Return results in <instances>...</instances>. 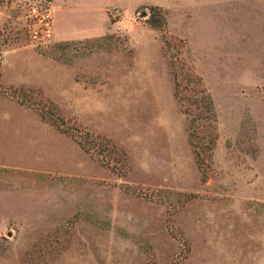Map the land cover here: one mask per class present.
Returning <instances> with one entry per match:
<instances>
[{
  "label": "rangeland",
  "instance_id": "obj_1",
  "mask_svg": "<svg viewBox=\"0 0 264 264\" xmlns=\"http://www.w3.org/2000/svg\"><path fill=\"white\" fill-rule=\"evenodd\" d=\"M0 264H264V0H0Z\"/></svg>",
  "mask_w": 264,
  "mask_h": 264
},
{
  "label": "trees",
  "instance_id": "obj_2",
  "mask_svg": "<svg viewBox=\"0 0 264 264\" xmlns=\"http://www.w3.org/2000/svg\"><path fill=\"white\" fill-rule=\"evenodd\" d=\"M148 25L153 29H158L163 23L162 13L157 7H149ZM174 79V78H173ZM176 81H173V97L181 108L185 116L187 141L196 162L201 158V153H210L215 141V113L212 101L203 90H192L187 95H182L177 90ZM78 146L90 155H99L94 148L96 142L78 139ZM111 152H121L113 144H109ZM122 155V152L120 153ZM102 160V159H100ZM199 164V162H198Z\"/></svg>",
  "mask_w": 264,
  "mask_h": 264
},
{
  "label": "built area",
  "instance_id": "obj_3",
  "mask_svg": "<svg viewBox=\"0 0 264 264\" xmlns=\"http://www.w3.org/2000/svg\"><path fill=\"white\" fill-rule=\"evenodd\" d=\"M47 4L31 2L26 7L24 15L28 23V35L31 42L43 43L48 40L51 33V16Z\"/></svg>",
  "mask_w": 264,
  "mask_h": 264
},
{
  "label": "crops",
  "instance_id": "obj_4",
  "mask_svg": "<svg viewBox=\"0 0 264 264\" xmlns=\"http://www.w3.org/2000/svg\"><path fill=\"white\" fill-rule=\"evenodd\" d=\"M56 37L59 38V36H61L62 38H71L72 36H69L70 33L66 30V31H56Z\"/></svg>",
  "mask_w": 264,
  "mask_h": 264
},
{
  "label": "water",
  "instance_id": "obj_5",
  "mask_svg": "<svg viewBox=\"0 0 264 264\" xmlns=\"http://www.w3.org/2000/svg\"><path fill=\"white\" fill-rule=\"evenodd\" d=\"M144 13H142L141 15H143Z\"/></svg>",
  "mask_w": 264,
  "mask_h": 264
}]
</instances>
